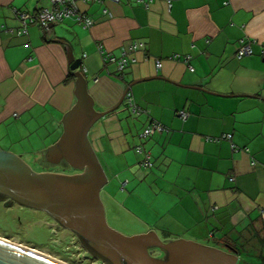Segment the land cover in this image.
I'll use <instances>...</instances> for the list:
<instances>
[{"label": "crops", "instance_id": "1", "mask_svg": "<svg viewBox=\"0 0 264 264\" xmlns=\"http://www.w3.org/2000/svg\"><path fill=\"white\" fill-rule=\"evenodd\" d=\"M76 3L91 26L67 17L47 31L36 22L24 34L0 30V148L35 171H79L62 156H46L76 101L71 50L97 111L116 106L128 86L143 109L132 113L122 99L88 132L107 175L100 198L114 229L200 243L240 238L252 223L264 233V0ZM49 4L0 0V25L16 28L14 10ZM242 38L252 40V52L238 58ZM134 40L144 48L122 71L97 50L102 42L117 54ZM188 53L193 70L182 58ZM150 120L164 129L142 138ZM222 133L231 136L207 139ZM139 143L150 166L140 163Z\"/></svg>", "mask_w": 264, "mask_h": 264}, {"label": "water", "instance_id": "2", "mask_svg": "<svg viewBox=\"0 0 264 264\" xmlns=\"http://www.w3.org/2000/svg\"><path fill=\"white\" fill-rule=\"evenodd\" d=\"M69 61L75 76L76 101L64 113L63 131L48 146L46 156L52 161L62 156L79 171H35L18 154L0 148V193L20 204L43 210L61 226L78 234L111 264H237L239 254L231 245L228 251L184 238L164 241L153 230L125 235L107 223L100 198L107 175L88 132L97 119L121 103L124 94L113 108L97 111L86 78L78 69L81 58H75L70 50ZM149 247H158L166 254L153 256ZM0 264L57 263L0 241Z\"/></svg>", "mask_w": 264, "mask_h": 264}, {"label": "rangeland", "instance_id": "3", "mask_svg": "<svg viewBox=\"0 0 264 264\" xmlns=\"http://www.w3.org/2000/svg\"><path fill=\"white\" fill-rule=\"evenodd\" d=\"M2 198L0 200V238L65 264H109L97 256L74 231L61 226L43 210L16 201L13 203L6 199V196ZM108 223L110 224L109 221ZM240 240L239 238L237 242ZM202 241L201 243L208 245L225 247V243L217 239L205 238ZM242 258L243 255H239L237 264H245V262L258 264L255 257L245 262L241 260Z\"/></svg>", "mask_w": 264, "mask_h": 264}, {"label": "built area", "instance_id": "4", "mask_svg": "<svg viewBox=\"0 0 264 264\" xmlns=\"http://www.w3.org/2000/svg\"><path fill=\"white\" fill-rule=\"evenodd\" d=\"M50 4L48 6H42L34 11H28L24 9H16L14 13L19 21V25L16 28H10L3 25H0V30H10L14 31L17 34H24L28 31V25L30 23H38L44 31L48 30V25L55 20H62L63 18H74L79 23H81L84 27L91 26L93 21L92 19L85 14L84 11L78 9L77 0H49ZM103 1V0H97ZM117 1V0H115ZM145 5L148 4L150 0H136ZM106 11V9H105ZM209 39H206L208 41ZM251 39L249 38H242L240 40V45L236 50V56L238 58L249 55L252 52L251 48ZM144 43L143 41H131L127 46L121 48L119 53L115 54L108 48L104 46L102 42L97 43V50L103 60L104 63L112 62L115 63L118 71H122L125 67L130 65L131 63L136 61V57L134 55V51L137 49H143ZM261 52H264V41L261 42ZM85 56V54H83ZM174 57H180V54H175ZM191 54H183L182 58L183 61L186 63V66L193 70L194 67L190 62ZM156 65L160 66L161 61L159 59L155 60ZM123 100L126 103L127 107L130 109L132 113L139 114L142 112V108L135 102L134 97L132 95V91L128 88L124 92ZM17 115V113H14ZM178 114L183 119L187 116V111L184 109L178 110ZM164 126L156 121L150 120V122L143 128L140 136L146 137L155 131L163 130ZM231 133H222L221 136H209L207 139L209 140H219L222 138H230ZM233 146V145H232ZM136 150L138 152L143 153V158L141 159V165L143 166H150L152 162L149 159L148 152L144 150L143 145L141 143L136 145ZM254 163V160H252ZM264 215V211L262 212Z\"/></svg>", "mask_w": 264, "mask_h": 264}, {"label": "trees", "instance_id": "5", "mask_svg": "<svg viewBox=\"0 0 264 264\" xmlns=\"http://www.w3.org/2000/svg\"><path fill=\"white\" fill-rule=\"evenodd\" d=\"M244 232L243 235L240 237V242H237V239L239 240L238 237L234 238L233 240L229 239L228 237H224L223 243H227L236 248L238 254L243 255V258L241 259L243 262L246 261L247 257H258L262 262H264V233H262L263 231L259 228V226H256L252 223L250 226L246 227V231ZM256 244H258V248H256ZM89 248L91 247L89 246ZM256 249H258V251L255 252ZM92 250L101 259L111 264V262L107 258L101 256L94 249Z\"/></svg>", "mask_w": 264, "mask_h": 264}, {"label": "flooded vegetation", "instance_id": "6", "mask_svg": "<svg viewBox=\"0 0 264 264\" xmlns=\"http://www.w3.org/2000/svg\"><path fill=\"white\" fill-rule=\"evenodd\" d=\"M2 196H5V195L0 193V200L3 199ZM6 199H8L9 201L14 203V201L12 199H10L9 197H7V196H6ZM230 247L231 246H229V244L225 243V247L224 248L226 250L230 251ZM148 250H149L150 254H152L153 256H156V257H163L166 254L165 250H162V249H160L158 247H149Z\"/></svg>", "mask_w": 264, "mask_h": 264}, {"label": "bare ground", "instance_id": "7", "mask_svg": "<svg viewBox=\"0 0 264 264\" xmlns=\"http://www.w3.org/2000/svg\"><path fill=\"white\" fill-rule=\"evenodd\" d=\"M0 241L5 242V243L12 244V243L8 242V240H4V239H2V238H0ZM12 245L17 246V247H19V248H23V247H21V246L15 245V244H12ZM23 249L29 250V249H27V248H23ZM29 251H31V250H29ZM31 252H34V253H36V254H38V255H40V256H43V257H45V258H47V259H49V260H51V261H53V262H55V263H57V264H65V263H63L62 261H59V260L53 259V258H51L50 256H46V255L41 254V253H39V252H36V251H31Z\"/></svg>", "mask_w": 264, "mask_h": 264}]
</instances>
